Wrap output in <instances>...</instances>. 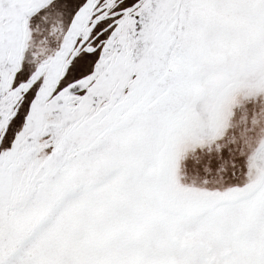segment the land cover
Masks as SVG:
<instances>
[{
  "label": "snow or ice",
  "instance_id": "snow-or-ice-1",
  "mask_svg": "<svg viewBox=\"0 0 264 264\" xmlns=\"http://www.w3.org/2000/svg\"><path fill=\"white\" fill-rule=\"evenodd\" d=\"M0 264H264V0H0Z\"/></svg>",
  "mask_w": 264,
  "mask_h": 264
}]
</instances>
